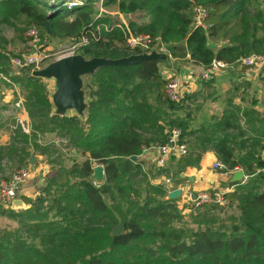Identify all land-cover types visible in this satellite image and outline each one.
<instances>
[{
  "label": "trees",
  "instance_id": "trees-1",
  "mask_svg": "<svg viewBox=\"0 0 264 264\" xmlns=\"http://www.w3.org/2000/svg\"><path fill=\"white\" fill-rule=\"evenodd\" d=\"M68 1L0 0V65L23 54L32 27L43 47L87 38L78 50L86 59H122L165 46L177 63L209 68L214 60L231 66L264 54V0H84L74 7ZM197 5L211 8L207 28L195 25ZM107 11L141 14V21L118 25ZM141 35L151 39L147 51L129 44ZM163 65L148 58L89 73L86 118L55 113L43 78L33 67L17 70L13 80L21 85L32 131L17 128L6 152L0 145V160L19 154L27 164L31 148L33 155L51 153L55 143H42L40 135L67 139L70 149L52 156L39 194L23 197L27 208L0 204V217L15 221L13 228L0 226V264H264V113L255 100L243 108L231 97L222 116L193 128L191 112L181 115L191 98L168 99ZM201 83L208 88L212 81ZM174 127L182 129L188 151L171 156L156 174L174 179L211 150L227 170L241 168L246 176L225 193L227 206L205 203L185 214L166 184L154 183L156 175L144 169V148L167 143ZM98 164L102 183L92 178ZM117 224L124 230L115 236Z\"/></svg>",
  "mask_w": 264,
  "mask_h": 264
},
{
  "label": "crops",
  "instance_id": "crops-1",
  "mask_svg": "<svg viewBox=\"0 0 264 264\" xmlns=\"http://www.w3.org/2000/svg\"><path fill=\"white\" fill-rule=\"evenodd\" d=\"M113 14H115V16L111 15L113 19L112 21L116 22L118 25H128L131 21V19H129L130 17L128 16L137 15H125L123 13H119L118 11L114 12ZM210 44L214 46L213 42ZM30 46L31 39L30 45L25 49L23 54L26 53ZM164 48L165 46H162L159 49H152V51H154H151L150 53L156 54L164 64H167L166 67L162 69V73L165 78L173 75H178L179 77L183 78L186 88L185 98L189 96L191 100L187 105L190 108V111L181 112V115L182 117H185L191 112V117L189 119L192 125L191 127L195 128L203 123L208 124L215 117L222 116L231 97L235 104H241L243 108L250 106V102L255 100V109L264 113V70L253 69L248 71L247 68H244L245 65L239 62L229 66L223 73H221L212 81L210 87L206 88L202 86V80L199 78L200 72L205 69L204 67L187 61L183 62L182 64L177 63L176 60L169 57L167 49ZM0 66V145L4 147V151L6 152L7 146L9 145L15 130L17 128H21L24 131L19 121L22 120L30 127L28 134H31L32 126L29 112L25 106V98L21 92V85L20 83L13 80V76L18 73L15 71V69H18L13 67L11 63L9 64V67H4L2 65ZM3 68H6L7 72H5ZM232 70H234V72ZM235 74L237 75L236 77ZM80 76L81 75H79L78 78L80 80V91L82 92V105H60V108L65 111L68 107H74L76 109V114L73 115L86 118L83 117L84 113L81 114L77 112L79 110L86 113L88 102V96L84 89L83 79ZM240 84H244V86H242L241 89L236 90L235 87L239 86ZM228 85H230V87L232 86L233 89L227 87ZM231 91L233 93L229 94ZM225 92V95H220L221 93ZM45 136L46 135L39 136L41 142ZM18 145L21 146V144ZM11 156L13 155L6 153L5 158H10ZM175 156L178 158L182 155ZM173 157H170L169 160ZM42 159L43 156L41 154L37 153L33 155V148H31V153L29 156L30 165L32 164L34 167L39 168L43 167V174L45 175L49 169L47 168L48 166L46 164L42 163ZM142 159L144 161V169L156 175L153 178L154 183L166 184L169 192L180 188L182 190L181 196L183 199H187V196L190 194L193 197L195 194H199L202 191H210L215 195L220 192H231L234 189L232 183L239 180L235 178L237 176V172L239 170L243 171L241 168L235 170L216 169L214 167V163L219 160L215 153L211 150L203 154L201 161L199 162V166L190 165L185 167L182 172H179L178 175L174 177V179L165 173L160 175L156 174L158 165L155 151L147 150L143 152ZM36 172L37 171L34 172L35 176L37 174ZM35 176L25 184L21 185L18 199H21L23 204L20 206L14 205V207H12L13 209L27 208L29 204L25 202L23 197L35 198L39 194L37 186L41 182L37 179L39 175L36 177ZM242 178H246L244 171L241 179ZM168 179L170 181H168ZM10 207L11 206H9V208Z\"/></svg>",
  "mask_w": 264,
  "mask_h": 264
},
{
  "label": "built area",
  "instance_id": "built-area-1",
  "mask_svg": "<svg viewBox=\"0 0 264 264\" xmlns=\"http://www.w3.org/2000/svg\"><path fill=\"white\" fill-rule=\"evenodd\" d=\"M84 0H69L67 2L68 6L74 7L79 4H83ZM211 13V8L203 5H197L194 7L193 16L196 27L200 26L203 28L208 27L207 19L209 18ZM26 38L31 39V46L26 51V53L20 56H11L10 63L13 67L17 69L24 67H33L39 68L44 63V60L49 55L45 51L41 44V36L39 30L32 27L30 28L26 34ZM88 40L85 37H82L79 40H76L72 43V45L67 50L68 52L65 55H75L78 54V50L83 45L87 44ZM151 39L149 36L141 35V36H132L129 39V44L132 47H141L145 51L150 48ZM165 49V48H164ZM241 63L244 64L248 71L251 70H264V54H256L253 53L241 60ZM229 64L221 60H214L212 65L209 68H205L200 72L199 78L204 82H211L215 78H217L221 73H223ZM1 69V66H0ZM1 75V73H0ZM165 92L168 99L181 102L185 98L186 88L185 83L182 77L178 75L169 76L167 78V83L165 86ZM24 131L29 133L30 127L26 125L22 120L19 121ZM182 129L179 127H174L171 129L170 139L167 143H155L151 144L147 148H144V152L147 150H153L156 152V159L158 167H162L167 164V161L172 155H185L188 151L187 145L181 142L182 138ZM262 157L264 159V151L262 153ZM214 167L220 170H227V167L221 161H217L214 163ZM264 171V166L261 169ZM31 178V170L22 168L16 170L12 173L10 178L0 179V201L4 207L9 208V206L14 207L13 201L19 198V190L21 185L28 182ZM168 181H170L168 179ZM97 183V182H96ZM191 209L197 208L205 203H219L225 204L226 198L225 193H218L216 195H212L209 191H202L197 195L191 197L188 201Z\"/></svg>",
  "mask_w": 264,
  "mask_h": 264
},
{
  "label": "rangeland",
  "instance_id": "rangeland-1",
  "mask_svg": "<svg viewBox=\"0 0 264 264\" xmlns=\"http://www.w3.org/2000/svg\"><path fill=\"white\" fill-rule=\"evenodd\" d=\"M101 6V5H100ZM104 9H101L100 8V11H103ZM114 12L116 11H107V13L109 15H112V16H115V14H113ZM112 13V14H111ZM140 15L141 14H137V15H132V16H128L130 17L129 19L132 20H138V21H141L140 19ZM7 34L9 36H13L14 33L11 29L7 30ZM75 42V40H69V41H59V40H56V41H52V42H49V44L47 46H44V48L46 49L45 51H47L46 53H48L49 55L47 56V58L44 60V63L41 65V67L39 68H34L33 70V73L37 72L38 70H42V69H45L46 67H48L49 65H51L52 63L58 61L59 59L63 58V57H67L69 55H65V53H67L69 47L72 45V43ZM157 47H153V49H156ZM154 51V50H153ZM152 51V52H153ZM149 52L147 53H144V54H148ZM77 55V54H75ZM167 64H164L162 66V69H164L166 67ZM231 70V69H230ZM15 71L17 72V70L15 69ZM234 72V70H232ZM87 75L89 74H82L80 77L83 79V83L87 77ZM237 75L235 74V77ZM41 77L43 78V80L45 81V83L47 84V87L49 88V91H50V97H51V100H52V104H53V111L55 113H59V114H69V115H73V114H76V109L73 107L71 108H66L65 111H63V109H61L60 107V103L62 99L63 102L64 99L60 96L59 94V90H60V80H61V75L60 74H52V75H41ZM227 87H230V85H228ZM231 89H233V87L231 86L230 87ZM85 89V88H84ZM86 92V90H85ZM87 93V92H86ZM233 92L231 91V93L229 92V94H232ZM225 93H221L220 95H225ZM64 106H67L64 104ZM78 113H81L83 114V117H86V113L84 111H77ZM48 144L50 143L51 145L53 144V142L55 143V146L52 148V152L50 153V151L46 152V155H42L43 156V159L41 160L43 164H46L47 168L49 169L50 171V168L52 166V163H50V159L52 158V156L56 155V153H65V152H68L69 151V147L67 146V139H64V138H60L59 136H56V135H53V134H48L46 135L43 139H42V143H45ZM75 153V152H74ZM40 154V153H38ZM18 154L15 155V157L11 156L10 158L9 157H4L0 160V179H5V178H10L12 176V173H14L16 170L18 169H22V168H26V169H29L31 170V178L29 180H31L32 178H34L35 174L34 172L37 171L36 173V176H38V181H40L41 183L44 182L45 178H46V175L49 173V171L44 175L43 174V171H44V168L43 167H34L32 164L30 165V161L29 163L27 164H24V163H20L19 160H18ZM78 160H82V158H77ZM72 163V162H71ZM160 167H158L159 169ZM41 172V173H40ZM42 174V175H41ZM35 176V177H36ZM28 180V181H29ZM40 184V183H39ZM180 189V188H178ZM210 192V191H209ZM213 196L215 195L214 193H211ZM197 195V194H195ZM192 197V195H188L187 196V199H183L181 194L178 198H176L179 202V206L182 208L184 207V210H183V213L185 214H189L192 209L190 208L191 206L189 205L188 201L189 199ZM0 204L1 201H0ZM3 205V204H2ZM223 206H227L228 205V202H227V199H226V203L225 204H222ZM12 208V206L10 207ZM15 225V221L13 220H10L9 218H7L6 216H1L0 217V226L1 227H9V228H13V226Z\"/></svg>",
  "mask_w": 264,
  "mask_h": 264
},
{
  "label": "water",
  "instance_id": "water-1",
  "mask_svg": "<svg viewBox=\"0 0 264 264\" xmlns=\"http://www.w3.org/2000/svg\"><path fill=\"white\" fill-rule=\"evenodd\" d=\"M47 30L51 33L50 23H46ZM148 58H158L156 54L148 53V54H139L132 55L130 57L122 58V59H105V58H93L86 59L81 54L67 56L59 59L58 61L52 63L48 67L42 70H38L35 72L36 75H52V74H60V90L59 94L64 99H62L60 105H77L81 106V91H80V80L78 78L79 75L92 73L97 68L104 65H117V64H125V63H136ZM76 152V151H74ZM136 159V156L132 157ZM243 176V171L239 170L237 172L236 179H241ZM95 182L102 183L105 179V170L102 164H98L94 167V174L92 176ZM182 190L175 189L169 192V197L172 199H176L180 196ZM23 202L21 199H15L13 201V205L20 206ZM124 226L123 224H117L113 227V235H121L123 233Z\"/></svg>",
  "mask_w": 264,
  "mask_h": 264
}]
</instances>
